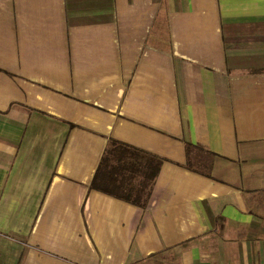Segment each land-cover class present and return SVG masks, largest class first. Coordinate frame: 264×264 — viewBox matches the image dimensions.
Here are the masks:
<instances>
[{"label": "crops", "instance_id": "1", "mask_svg": "<svg viewBox=\"0 0 264 264\" xmlns=\"http://www.w3.org/2000/svg\"><path fill=\"white\" fill-rule=\"evenodd\" d=\"M0 264H264V0H0Z\"/></svg>", "mask_w": 264, "mask_h": 264}, {"label": "trees", "instance_id": "2", "mask_svg": "<svg viewBox=\"0 0 264 264\" xmlns=\"http://www.w3.org/2000/svg\"><path fill=\"white\" fill-rule=\"evenodd\" d=\"M190 146H191L190 144H188V145H187V151H188V148H189ZM154 176H155V174H154ZM95 183H96V177H95V180H93V183H92V185L94 186V185H95Z\"/></svg>", "mask_w": 264, "mask_h": 264}]
</instances>
